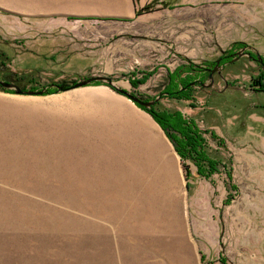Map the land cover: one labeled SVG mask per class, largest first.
Segmentation results:
<instances>
[{
	"label": "rangeland",
	"instance_id": "374dc122",
	"mask_svg": "<svg viewBox=\"0 0 264 264\" xmlns=\"http://www.w3.org/2000/svg\"><path fill=\"white\" fill-rule=\"evenodd\" d=\"M91 3L0 0V80L43 91L0 87V264H264V0H152L130 32L72 14ZM226 53L216 85L167 96ZM117 89L214 132L217 174Z\"/></svg>",
	"mask_w": 264,
	"mask_h": 264
},
{
	"label": "trees",
	"instance_id": "16d2710c",
	"mask_svg": "<svg viewBox=\"0 0 264 264\" xmlns=\"http://www.w3.org/2000/svg\"><path fill=\"white\" fill-rule=\"evenodd\" d=\"M211 66H214L212 64ZM264 73V70H262ZM261 88L264 89V75L258 78ZM175 78L171 77V85H175ZM193 80L185 79L181 82L179 89H171L169 96L177 100H190L189 92L193 88ZM134 85V83L132 84ZM149 112L158 125L163 129L171 140L175 151L185 163H192L197 168V175L207 181L217 174L221 162L210 157L207 151V137L211 140H218L214 132L203 129L194 119L187 117L180 111L175 112H154L152 108L145 109ZM185 176L189 180L191 174L189 165L185 166ZM231 172L228 173V179L232 181Z\"/></svg>",
	"mask_w": 264,
	"mask_h": 264
},
{
	"label": "crops",
	"instance_id": "0c3cea01",
	"mask_svg": "<svg viewBox=\"0 0 264 264\" xmlns=\"http://www.w3.org/2000/svg\"><path fill=\"white\" fill-rule=\"evenodd\" d=\"M92 3L90 5H87L86 7H79L74 11V15L79 16H89V17H98L100 19L106 20V19H113L115 23L111 24H119L120 22H126L127 25L122 24V28H128L125 31L121 32H130V30H136V28H143L140 26H136L134 24H131L134 22V20L137 17V12L140 9H143L145 6H147L152 0H91ZM150 21H157L159 20L156 15L150 16ZM107 25L108 23H103ZM152 28L154 27V23H149L148 25H145L144 28ZM94 29H98L99 27H94ZM102 29V28H100ZM111 30L115 33L118 32V29ZM157 32V31H156ZM121 35H128V33L121 34ZM84 36L83 32H80V37ZM134 38H137L133 35ZM82 38V37H81ZM161 38V37H160ZM160 44L150 46L153 51L157 53L156 58L157 59H166L167 58V50L165 43H162L163 40L159 39ZM163 46H162V45ZM202 127V126H201Z\"/></svg>",
	"mask_w": 264,
	"mask_h": 264
},
{
	"label": "water",
	"instance_id": "95a60500",
	"mask_svg": "<svg viewBox=\"0 0 264 264\" xmlns=\"http://www.w3.org/2000/svg\"><path fill=\"white\" fill-rule=\"evenodd\" d=\"M243 54L242 53H239L238 54V58H236L234 61H236L237 59H239L240 57H242ZM256 61L262 65V68L264 69V64H263V61L262 59H256ZM213 74L214 72L212 73L211 75V79L213 77ZM95 81H103V82H107L110 86H113V83L111 81L110 78H92V79H88V80H85V81H82L81 83L77 84L75 87H83V86H86L92 82H95ZM193 85V84H191ZM212 86V84H211ZM0 87L3 88V89H14L16 90V93L17 94H27V95H42L43 94V91H40V92H32V91H23L21 90L20 88H18L17 86L13 85V84H9V83H6V82H3L0 80ZM119 90L122 94H125L130 100H132L134 103L138 104L140 107L142 108H145V109H150L152 108L153 106H155V104H157L160 99L162 98L163 95H166V94H163V95H160L159 97H157L154 101H151V102H144V101H141L140 99H138L137 97H134L132 95H130L129 93L123 91V90H120V89H117Z\"/></svg>",
	"mask_w": 264,
	"mask_h": 264
},
{
	"label": "flooded vegetation",
	"instance_id": "af4514ba",
	"mask_svg": "<svg viewBox=\"0 0 264 264\" xmlns=\"http://www.w3.org/2000/svg\"><path fill=\"white\" fill-rule=\"evenodd\" d=\"M243 54V53H242ZM249 54V53H248ZM243 56H245L243 54ZM249 59H251V61L253 62H256V59L257 57H255L254 55H249L248 56ZM1 59V58H0ZM234 59V54H222L220 57H218V59L215 61L214 63V66L213 67H205V68H202V70H196L195 73L197 75H200V77H197L196 79L193 80V88H196V89H203L206 90V83L208 81H211L210 83L212 85H216L215 84V81H214V77L216 75H220L221 74V71L228 65L231 63V61ZM264 62V61H263ZM259 64V63H258ZM260 66V64H259ZM214 72L213 74V77L211 79V75L212 73ZM199 73V74H198ZM203 76V78H202ZM216 88V87H214ZM169 94H171V92H168ZM169 96V95H167ZM154 107V106H153Z\"/></svg>",
	"mask_w": 264,
	"mask_h": 264
},
{
	"label": "bare ground",
	"instance_id": "6f19581e",
	"mask_svg": "<svg viewBox=\"0 0 264 264\" xmlns=\"http://www.w3.org/2000/svg\"><path fill=\"white\" fill-rule=\"evenodd\" d=\"M176 222V225L178 226V228L181 230V231H184V225L180 222V221H175Z\"/></svg>",
	"mask_w": 264,
	"mask_h": 264
}]
</instances>
